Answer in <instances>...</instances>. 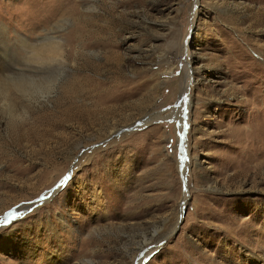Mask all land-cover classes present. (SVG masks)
I'll use <instances>...</instances> for the list:
<instances>
[{
	"label": "rangeland",
	"instance_id": "rangeland-1",
	"mask_svg": "<svg viewBox=\"0 0 264 264\" xmlns=\"http://www.w3.org/2000/svg\"><path fill=\"white\" fill-rule=\"evenodd\" d=\"M13 210L0 264H264V0H0Z\"/></svg>",
	"mask_w": 264,
	"mask_h": 264
},
{
	"label": "snow or ice",
	"instance_id": "snow-or-ice-1",
	"mask_svg": "<svg viewBox=\"0 0 264 264\" xmlns=\"http://www.w3.org/2000/svg\"><path fill=\"white\" fill-rule=\"evenodd\" d=\"M186 100V97L184 98ZM180 105H177V107H179ZM184 127H187V125L185 124ZM183 139V137H182ZM186 159V156L182 155L181 156V162L183 164L184 160ZM67 179V178H65ZM18 215V210H13L12 212H8L6 213L3 217H0V225H7L10 222H12L14 220V218Z\"/></svg>",
	"mask_w": 264,
	"mask_h": 264
},
{
	"label": "bare ground",
	"instance_id": "bare-ground-1",
	"mask_svg": "<svg viewBox=\"0 0 264 264\" xmlns=\"http://www.w3.org/2000/svg\"><path fill=\"white\" fill-rule=\"evenodd\" d=\"M55 39H56V37H52V39H49V40H50V41H51V40L53 41V40H55ZM42 41H43V40H42ZM55 42L58 43L59 40H57V41H55ZM58 44H59V43H58ZM58 44H57V45H58ZM59 46H60V45H59ZM59 48H60V47H59ZM61 49H62V48H61ZM48 51H49V52H55V51H54L53 49H51V48L48 49ZM54 54H56V53H54ZM54 54H52V55H54ZM40 55H41V54H40ZM45 56H46V55H45ZM54 56H55V55H54ZM54 58H55V57H54ZM39 59H40V58H39ZM46 59H47V58H46ZM50 59H51V58H50ZM249 134H250V133H249ZM259 135H260V134H259ZM255 167H258V165H256Z\"/></svg>",
	"mask_w": 264,
	"mask_h": 264
}]
</instances>
